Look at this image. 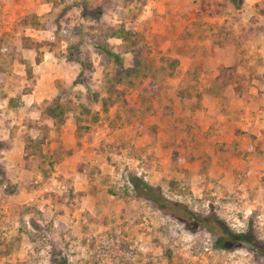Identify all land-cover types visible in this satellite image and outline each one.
Masks as SVG:
<instances>
[{
    "label": "rangeland",
    "instance_id": "374dc122",
    "mask_svg": "<svg viewBox=\"0 0 264 264\" xmlns=\"http://www.w3.org/2000/svg\"><path fill=\"white\" fill-rule=\"evenodd\" d=\"M190 2L188 17L200 28L195 35L236 45V63L220 72L238 76L241 90H258L261 95L248 96L264 112V0L253 5L242 0L238 8L229 0ZM130 6L126 0H0V38L6 40L0 44V65L6 70L0 86V264H264V255L245 248L223 251L210 233L187 231L190 220L177 212L213 214L231 231L250 232L264 246V117L248 125L242 112L236 114L237 127L219 142L196 125L201 115L193 99L174 101L175 115H152L127 127L115 119L116 105L107 114L101 111L104 75L131 63L120 42L107 37ZM144 11L135 28L146 38L149 62L166 63L175 54L170 43L177 33L169 24L183 22L168 16L165 26L159 20L154 24ZM27 16H36L39 24L23 25ZM54 33L61 36V48L40 63L17 39L43 41ZM190 35L182 31L183 39ZM77 54L85 60L78 80L79 66L72 61ZM232 66L235 70L226 69ZM56 82L67 90L63 102H79L98 112L100 120L89 126L82 122L76 131L69 118L55 133L40 110L57 96ZM176 84L165 82L160 102L173 95ZM135 98V92L126 94L129 104ZM10 99L16 108L9 106ZM158 102L154 105L161 108ZM36 122L50 126L44 152L60 160L47 178L37 172L35 161L26 165L23 151L25 138L36 137L31 128ZM147 126L155 127V136L145 132ZM173 155L192 156L205 166L195 172L189 167L193 162L172 161ZM135 177L155 188L160 204L136 195Z\"/></svg>",
    "mask_w": 264,
    "mask_h": 264
},
{
    "label": "trees",
    "instance_id": "16d2710c",
    "mask_svg": "<svg viewBox=\"0 0 264 264\" xmlns=\"http://www.w3.org/2000/svg\"><path fill=\"white\" fill-rule=\"evenodd\" d=\"M130 6L127 14L120 19L115 28L109 30L107 34L108 39L118 40L120 46L126 54L131 56V65L125 68H118L112 74L104 75V96L100 98L101 111L107 114L109 109L113 106H117L120 109L119 113L115 116V119H123L120 126L131 125L134 121L143 120L152 115H159L161 118L175 115V109L173 107L174 101L178 100L182 102L183 98H188L193 95L190 91L192 79L186 77L181 85H179L172 97H166L164 102H159L161 108H156L155 101H160V94L163 91V87L168 78L172 77L178 66V60L176 58H170L168 62L152 65L149 62L150 49L146 42V38L143 34L138 32L135 28V23L138 15L141 13L142 8L146 5L147 0H126ZM242 0H229L231 6L238 8ZM135 3V4H134ZM22 24L29 27H36L39 22L36 16L25 17ZM20 42L22 49L33 50L37 53L36 61L39 62L42 57L41 49L47 48V50L56 56L60 50L62 43L61 36L58 33H54L48 41H37L29 36H21L17 38ZM6 40L0 38V44ZM95 49L102 50L108 57L116 58L111 52L99 48L97 44H92ZM11 56L17 59L19 54L16 51L11 52ZM19 60L21 58H18ZM79 66V72L77 80L83 77L85 60L81 58L79 54L72 59ZM162 61H165V59ZM236 66H232L226 69L235 70ZM29 72V71H28ZM27 72V73H28ZM6 70L0 65V86L5 82ZM76 80V81H77ZM229 81H232L237 85V91L240 90V83L238 76L231 77L229 75ZM56 89L58 91L57 96L52 100L45 101L42 109L40 110V116L42 119L50 120L52 128L55 133H61L62 126L67 119L71 118L72 124L76 131H79L82 127V122H86L87 126L96 124L100 120V114L93 112L90 108L84 107L81 103L73 102L72 100L62 101L66 95L67 90L61 88V83L56 82ZM131 90H137V101L130 105L126 100V92ZM2 90L0 88V98L3 97ZM237 96L241 97V94L237 92ZM197 97H199L197 95ZM11 108H16L18 103L14 99H10L8 102ZM196 107V106H195ZM124 117V118H122ZM86 127V126H83ZM142 128L140 124L138 126ZM36 132V137H26L24 140V154L26 165L29 167V160L35 161L37 172L43 176V178L49 177L55 166L60 163L59 159H54L53 154L44 152L46 145H49L50 141L48 134L51 131L50 126L34 123L31 126ZM87 129V128H84ZM145 132L154 134L155 128L153 126H147ZM195 158L192 156L184 157L182 155H173L172 161L192 162ZM133 189L138 197H143L145 200L153 199L155 203L161 202L160 195H154V189L151 185L143 182L139 178H133ZM171 206H176L173 203H169ZM175 208V207H173ZM181 215L190 220L185 223V229L190 232L197 230H203L214 236L216 241V247L223 251L236 250L238 248H245L249 251L264 255V246L260 245L255 237L250 232L245 234H239L231 231L223 222L217 218V216L210 215H194L189 214L185 210H180ZM182 216V217H183ZM174 218H181L176 214H173Z\"/></svg>",
    "mask_w": 264,
    "mask_h": 264
},
{
    "label": "crops",
    "instance_id": "0c3cea01",
    "mask_svg": "<svg viewBox=\"0 0 264 264\" xmlns=\"http://www.w3.org/2000/svg\"><path fill=\"white\" fill-rule=\"evenodd\" d=\"M250 1L252 2L251 5H253L258 0ZM189 3H191L190 0H150L148 7H143V11L144 9L147 10L144 11V13L147 15V17H151L150 21H152V23L154 24L156 20H159V23H162L165 26L168 16L176 17L177 19L182 20L183 24L181 26L180 24L179 26L178 24L176 26V23L174 24V19L173 23L169 24V28L171 30L174 29L175 31H177L170 45H173V50H175V54L172 58H176L179 63L174 75L168 78L166 81H177V84L174 88L175 91V89L183 83L186 77L191 78L192 86L190 88V91L193 92V95L188 98H183L182 102H179L178 100L175 101H178V103H184V100L191 101L193 99L195 101V105L193 108L195 111L199 110V114L201 115V120L199 122H196V125L198 127L204 126L203 130H209L212 134L215 135V138L219 139L216 141H226L222 136H227V132H229L230 130L232 131L234 127H237L236 122L233 121V117H235L236 114H240V112H242L244 114V122H248V125H250L251 123L257 124L258 121L264 117V112L259 110L258 107H255L257 106V102L254 97L251 98L250 96H248V94H255L257 96L261 94L258 93V90L251 87L243 90L240 89L237 91V85L232 81H229V78H226L228 74L226 72H220V68L222 66H231L236 63V45L230 41H224L221 43L213 42L210 40V38H205L204 36H199L198 34L195 35L194 30L200 28L199 25L195 27L194 23H192L193 19L188 17V15L190 16V14L188 13V11H190ZM193 11L198 12L197 8H195ZM182 31H186L187 33L191 34L188 40L182 38ZM27 51L33 50L27 49ZM41 51L43 53L41 60L38 63L43 60V57L46 58L47 56H57V54L56 56H53L47 50V48H43L41 49ZM35 54L37 55L36 52ZM191 68L193 70L190 73L189 71L191 70ZM197 69H199L198 71H200V75H197L196 77ZM223 79L225 80L223 81ZM199 83H201L203 87H197ZM262 84L264 85V82H262ZM258 89L261 90L262 88ZM129 92L136 93V98L132 103L134 104L137 101V90L127 91L126 94ZM237 92L241 94V97L237 96ZM197 95L199 97H197ZM249 100H253L254 102L249 103ZM220 102H222V105L220 104ZM222 108L225 109L227 115H222L220 111V109ZM154 116H158L160 119H165L161 118L159 115ZM243 127H247V125ZM155 133L156 131L154 132L153 136H155ZM192 162V165L189 167L193 168L195 172L202 171L201 168L205 166V164H203V162L198 159ZM185 163L186 161L183 164Z\"/></svg>",
    "mask_w": 264,
    "mask_h": 264
}]
</instances>
